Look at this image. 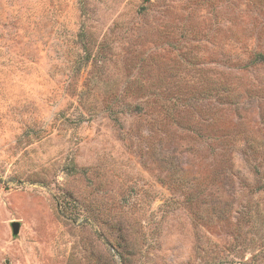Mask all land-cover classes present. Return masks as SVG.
<instances>
[{
	"label": "rangeland",
	"instance_id": "rangeland-1",
	"mask_svg": "<svg viewBox=\"0 0 264 264\" xmlns=\"http://www.w3.org/2000/svg\"><path fill=\"white\" fill-rule=\"evenodd\" d=\"M257 53L264 0H0V264H264Z\"/></svg>",
	"mask_w": 264,
	"mask_h": 264
},
{
	"label": "water",
	"instance_id": "water-1",
	"mask_svg": "<svg viewBox=\"0 0 264 264\" xmlns=\"http://www.w3.org/2000/svg\"><path fill=\"white\" fill-rule=\"evenodd\" d=\"M13 232L14 234H18L20 231L21 224L19 221H13L12 222Z\"/></svg>",
	"mask_w": 264,
	"mask_h": 264
},
{
	"label": "trees",
	"instance_id": "trees-1",
	"mask_svg": "<svg viewBox=\"0 0 264 264\" xmlns=\"http://www.w3.org/2000/svg\"><path fill=\"white\" fill-rule=\"evenodd\" d=\"M258 58L264 60V54H261V53H257L256 54Z\"/></svg>",
	"mask_w": 264,
	"mask_h": 264
}]
</instances>
